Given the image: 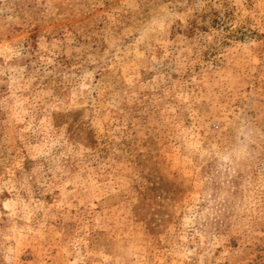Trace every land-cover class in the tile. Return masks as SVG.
<instances>
[{
    "label": "rangeland",
    "instance_id": "obj_1",
    "mask_svg": "<svg viewBox=\"0 0 264 264\" xmlns=\"http://www.w3.org/2000/svg\"><path fill=\"white\" fill-rule=\"evenodd\" d=\"M0 264H264V0H0Z\"/></svg>",
    "mask_w": 264,
    "mask_h": 264
},
{
    "label": "trees",
    "instance_id": "obj_2",
    "mask_svg": "<svg viewBox=\"0 0 264 264\" xmlns=\"http://www.w3.org/2000/svg\"><path fill=\"white\" fill-rule=\"evenodd\" d=\"M237 186V185H236Z\"/></svg>",
    "mask_w": 264,
    "mask_h": 264
}]
</instances>
